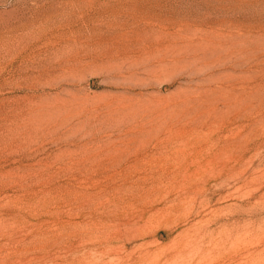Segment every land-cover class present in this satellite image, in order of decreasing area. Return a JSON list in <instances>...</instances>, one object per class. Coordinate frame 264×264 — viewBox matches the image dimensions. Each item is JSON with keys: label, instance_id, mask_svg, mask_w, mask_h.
Returning a JSON list of instances; mask_svg holds the SVG:
<instances>
[{"label": "rangeland", "instance_id": "374dc122", "mask_svg": "<svg viewBox=\"0 0 264 264\" xmlns=\"http://www.w3.org/2000/svg\"><path fill=\"white\" fill-rule=\"evenodd\" d=\"M0 264H264V0H0Z\"/></svg>", "mask_w": 264, "mask_h": 264}]
</instances>
